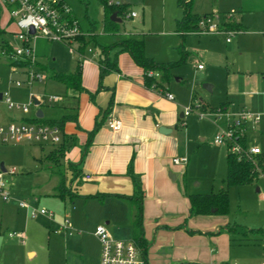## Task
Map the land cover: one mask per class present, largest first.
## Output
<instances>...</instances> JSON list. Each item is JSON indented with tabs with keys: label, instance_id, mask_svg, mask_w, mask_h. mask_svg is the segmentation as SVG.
<instances>
[{
	"label": "crops",
	"instance_id": "0c3cea01",
	"mask_svg": "<svg viewBox=\"0 0 264 264\" xmlns=\"http://www.w3.org/2000/svg\"><path fill=\"white\" fill-rule=\"evenodd\" d=\"M62 1L68 4L66 0ZM111 1L115 4L129 5L128 2ZM220 1L210 0L208 9L202 13L193 11V3L192 12L199 16L215 13ZM238 3H240L239 11H243L236 12L233 18L242 27V30L238 32L247 33V27L243 25L244 12L264 13V0H236L232 4ZM101 15L104 27L103 4ZM127 16V19L140 17L139 14H136V17ZM181 18L175 19V28L177 20ZM127 19H123L124 23H127ZM95 24L90 21V27L85 32L95 33L96 46L110 45L121 38L135 37L144 41L147 56L158 63L175 62L179 60L182 52H186L185 57L189 53L185 49L184 40L190 34H182L177 28L173 34L171 32L168 34L175 35L176 33L181 38L180 57L166 61L158 60L154 54L149 53V46L146 45L145 40L146 33L141 29L133 26L137 31L132 32L124 28L118 34L110 35L104 32L102 35L108 38L114 37L113 42L104 44L97 42L99 34L95 29ZM15 30V26L10 24L8 13L0 3V33L7 32L14 35ZM258 34L253 32L248 33V36ZM3 43L10 42L3 40L0 43V50ZM233 43V40L227 42V44ZM115 52L116 50H113L111 56ZM99 54L100 48L94 49V54L86 52L85 58L82 59L74 55L76 66L69 73L76 70L78 61L82 62L81 90L68 88L60 82L65 96L57 95L60 100L56 102H49L48 96L50 95L46 96L45 100L44 96L39 95L40 92L33 91V88L40 83L32 88L26 86L18 88L17 90H21L24 96L29 95L28 90L35 96L33 108L38 107V109L34 114H31L30 110L25 113L17 109H8L4 102L0 103L1 121L5 124L11 121L27 122V120L37 119V114L41 111L42 119L54 120L57 125L62 126L65 136L63 154L57 157L54 155V150L59 147L58 144L53 145V149L45 155L53 165L60 166V182L51 193L39 194L41 198L37 203L39 205L36 206L48 205L55 208L56 205L57 207L62 205L63 216L71 220L72 228L69 231L61 230L62 219L60 217L55 228H58L66 237L67 249L68 244H72L80 251V256L84 260L89 258L95 264H99L101 249L94 233L95 228L104 225L115 238L133 240L135 216L141 201L142 232L147 248L143 255L147 264H229L231 259L238 255L243 257H240L241 260L245 259L244 253L240 252L242 249H238L243 245L260 246L262 251H259V247L258 253L253 255L258 259H264L263 234L252 233V229L242 228L230 222L229 214L227 216L190 215L188 196L198 194L191 190L187 180L194 165L200 162L199 157L202 156L203 162L209 168L225 174L228 153L223 146L217 145L216 148H211L212 152L207 154L193 151L194 137L206 141L208 137H213L214 130L207 136L203 128L206 121L190 118L191 115H183L185 109L189 107L188 104L192 105L195 100L197 101L196 94L193 93L189 101L188 89L169 82L165 91L174 96V100H170L164 96L162 91L147 87L143 68L126 52H120L116 57L118 71H110L101 79L99 77L100 66L97 62ZM36 57L39 69L44 72L46 67L41 63L37 50ZM207 58L208 55L205 59ZM5 62L11 68L7 59ZM175 69H172L171 73ZM16 76L20 77V75H13V77ZM181 80L178 79V81ZM204 90L212 91V86L204 85ZM235 95H240V89ZM228 98L231 99L230 96ZM52 104L60 106L56 114H52L51 109L44 110V106ZM243 104L242 101L237 102L236 105L239 108L235 111L246 109V104ZM223 105L228 112L236 106L232 100L231 102L225 100L215 106L199 101L196 107L208 112ZM17 112L20 116L16 114ZM110 118L120 119L123 123L122 128L112 131L107 124ZM97 126L99 128L92 134ZM162 128H165L166 132L161 133ZM246 135L247 146L252 147L248 142L249 135ZM24 144L40 145L42 149L48 145ZM14 145L21 146L22 144ZM256 146L259 145L255 143L253 147ZM262 151L264 152L263 149ZM192 152L194 155L191 157ZM181 156L188 158L187 163L175 165L173 160ZM86 176L90 178L86 179ZM261 177L264 179V175H260L254 183L248 185L258 184L257 181ZM225 178L221 179L222 185L219 190L225 188ZM61 187L65 191L62 192ZM262 187L264 185L258 187L257 192L261 193ZM10 191L13 197L21 196V191L17 189L12 188ZM140 196V201L135 199ZM262 200H264V194ZM4 204L8 206L11 202ZM17 210L13 208L12 211L8 207H3L0 212V228L7 216L11 222L9 226L14 228L13 231L25 236L24 243L17 236L10 237L9 234H4L5 238L1 239L2 243H6L5 247L15 243L25 247L31 237L30 233L37 234L41 224L53 229L50 222L53 223L54 219L44 216L38 223L30 218L32 216L28 209H22L19 206ZM232 224L235 225L236 230H226ZM29 253H34V251H29ZM245 256H248L246 259L253 260L249 254Z\"/></svg>",
	"mask_w": 264,
	"mask_h": 264
},
{
	"label": "rangeland",
	"instance_id": "374dc122",
	"mask_svg": "<svg viewBox=\"0 0 264 264\" xmlns=\"http://www.w3.org/2000/svg\"><path fill=\"white\" fill-rule=\"evenodd\" d=\"M80 27L87 31L90 27V21L96 23V31L99 34L97 37L98 43H111L114 37L108 38L103 30V16L101 15V0H66ZM129 3L127 14L131 12L139 14V18H126V22L137 29L145 32L146 45L149 46V53L154 54L158 60H175L180 57L181 38L175 33L172 35L175 28V19L183 16L182 9L179 6L180 0H119ZM236 0H221L216 6V12H240V3L233 5ZM210 0H196L193 6V11L202 13L208 9ZM234 17V16H233ZM227 21L235 22L234 18ZM243 25L247 27L246 32H238L233 36L222 35H199L190 33L185 40V49L189 52L185 57L184 63L176 67L171 73L170 82L173 85L178 84L185 89H188L190 101L193 93L196 94L198 104L203 101L209 105H218L220 102L228 100L234 102L242 101L246 104V109L253 114L261 115V122L253 131L248 129L249 144L253 147L257 143L264 150V13L244 12ZM171 32L170 34H168ZM259 33L258 35L248 36V33ZM230 37L233 44H227L226 39ZM3 40L9 41L13 45H18L17 40L11 33H0V43ZM240 42V43H239ZM37 50V55L42 64L45 65V73L47 80L36 85L33 91L45 97L48 95L65 96L64 88L61 83L51 77L53 73H69L76 66L75 57L70 52L69 47L54 41H48L43 38L35 40L33 43ZM93 49H99V46L91 44ZM208 55V58L205 57ZM6 57L3 56L0 50V92L9 91L10 96L17 103H27L29 95H22V91L14 85L9 84L11 78V68L5 64ZM202 66L199 70L198 66ZM154 76L159 78L157 72H152ZM19 76H16L17 78ZM178 79H182L178 81ZM211 85L212 91L204 90V85ZM240 89V95H235ZM230 90V92H229ZM29 94V90L27 92ZM229 94V95H228ZM15 96V97H14ZM230 96L231 99L228 98ZM243 104V105H244ZM190 107V103L188 104ZM60 106L52 104L44 106V110L51 109L52 114H56ZM235 109L229 111L231 115L238 112ZM37 108L30 107L31 114L36 113ZM48 111V110H47ZM201 109L195 107L190 118L206 121L203 128L209 136L213 130V137L206 141H201L198 137H194V150L201 151L203 154L212 152L211 148H216L214 140L220 128L227 127V117L221 116L214 118L209 113L204 118L199 117ZM20 116V113H16ZM51 114V115H52ZM211 126H209V125ZM214 126V128H213ZM195 136V133H194ZM54 146L46 145L44 149L40 145H25L21 146L1 143L0 142V167L4 163L5 168H15V175L6 174L10 189L21 191V196H14L11 204L5 206V202L0 199V212L3 207H8L13 211V208L18 211V203L25 201L32 207L37 209H45L55 215L52 221L53 229L40 225V231L37 234L30 233L31 237L25 247L15 243L14 245L6 246L2 243L1 238H5L4 234L14 233L13 227L9 226L11 222L4 219V224L0 228V264H95L92 260L83 259L80 256V251L72 244H68L67 239L61 234L58 228H55L56 223H59V217L63 214L62 205L49 207L48 205L36 206L41 195L46 192L51 193L60 182L59 165H53L45 157ZM223 148V147H222ZM227 149L226 147L223 148ZM44 150V151H43ZM44 152V153H42ZM193 153V152H192ZM194 155L191 154V157ZM188 176V184L192 191L198 194H209L211 191H219L222 183L221 179L226 176L216 172L213 168H209L204 162L202 156ZM204 163V164H203ZM223 175V176H221ZM256 185H245L241 187H230L228 197L230 198L229 220L237 224L239 227L248 229L264 228V187L262 192H257L258 187L264 185V179L261 177ZM42 200V199H41ZM45 215H37L30 217L35 222L40 223ZM233 225V224H232ZM98 227V226H97ZM96 227V228H97ZM95 228V230H96ZM94 230V231H95ZM240 231L242 229L240 228ZM241 238V237H239ZM5 244V245H4ZM5 247V248H4ZM260 247V246H259ZM258 246L243 245L240 250L244 253V258L241 256L233 257L229 264H261L264 259L256 258ZM34 251V253H29ZM262 251V248H259ZM240 254V253H239ZM249 254L253 260L246 259ZM255 254V255H253ZM241 257V258H240ZM84 260V262H83Z\"/></svg>",
	"mask_w": 264,
	"mask_h": 264
},
{
	"label": "built area",
	"instance_id": "2783aa9c",
	"mask_svg": "<svg viewBox=\"0 0 264 264\" xmlns=\"http://www.w3.org/2000/svg\"><path fill=\"white\" fill-rule=\"evenodd\" d=\"M1 6L8 13L10 24L14 25L16 30L13 32L18 45L11 43H3L1 53L11 64V78L9 82L15 87L20 88L26 86L34 87L38 83H43L47 80V74L39 69L37 64L36 48L33 45L35 40L39 38L48 41L61 43L69 47L73 55L79 59L85 58V54L79 51V39L83 36L91 38L95 33L85 32L81 29L76 16L70 6L62 0H0ZM114 2H109L112 4ZM234 12L228 13H212L204 18L198 24V29L190 33L199 35H222L233 36L236 31L227 29L224 22L234 16ZM136 17L134 12L128 14L127 17ZM189 33V34H190ZM232 39L228 37L226 42ZM88 54H94L92 46L87 48ZM202 69V66H198ZM152 74V73H150ZM20 75V77H13ZM170 100H174V96L169 93H163ZM30 98L27 103H17L10 96L9 91L0 92V103L4 102L8 109H17L25 113L29 112L30 107L35 106V96L29 93ZM49 102L60 100L57 95L48 96ZM195 104L192 103L183 113L184 116H189L193 113ZM199 108V107H198ZM211 113L214 118L221 116L227 117V127L220 128L214 140L215 145L226 147L228 152L237 156L239 160L246 158L253 160L256 154L263 153L259 146L243 147L238 139L247 134L248 129L255 130L261 122L260 114H253L250 110L242 109L237 114L231 115L228 111L222 112H205L203 110L198 114L200 118H204ZM2 113L0 112V142L9 144H48L58 145L62 143L63 131L60 125L53 123L52 125L34 122H14L3 123L1 121ZM108 127L112 130H119L123 123L118 118H110L107 121ZM247 136V135H246ZM188 158L181 156L175 158L173 163L186 164ZM6 174L15 175L16 169L10 168L3 170L0 167V199L3 202L9 203L14 199ZM89 179V176L85 177ZM20 208L28 209L32 217L37 215H45L51 219L55 218L53 213L45 209L39 211L26 203L24 200L18 203ZM60 229L69 231L72 228L71 220L67 216L61 217ZM96 238L99 241L101 255L99 264H147L143 255V250L140 248L136 240L117 239L108 232L104 225L98 226L94 231ZM10 237L17 236L24 243L25 236L21 233H10ZM264 264V263H261Z\"/></svg>",
	"mask_w": 264,
	"mask_h": 264
},
{
	"label": "trees",
	"instance_id": "16d2710c",
	"mask_svg": "<svg viewBox=\"0 0 264 264\" xmlns=\"http://www.w3.org/2000/svg\"><path fill=\"white\" fill-rule=\"evenodd\" d=\"M195 0H180L179 6L183 10V17L181 19H178L176 22V28L178 31L182 34H189L191 31L197 30L198 24L201 21L202 18L205 16L212 14L207 13L205 16H199L192 12V6ZM216 1V0H213ZM103 7H104V27L103 30H105V33L107 34H118L121 29H124V26L122 24L117 23L111 19L112 13H116L118 16L122 17L123 19H126L127 16V10L129 5L125 4H109L110 0H101ZM224 26L227 27V29L234 30V31H241L242 27L240 26V23L238 21L230 22L225 21ZM79 51L82 54H85L87 51V48L92 43L95 44V35H93L91 38L81 37L79 39ZM100 48V54L97 58V62L100 66V74L99 77L101 79L105 74H107L110 71H118L117 67V61L116 57L120 52H126L129 53L132 57V59L144 70L145 73V84L149 88H153L159 92L165 93L166 86L170 82L171 79V70L176 68V66L181 65L185 61V55L186 52L181 53V57L179 60L175 62H169V63H158L153 58L147 56L145 51V45L144 41L142 39H138L135 37H128V38H121L113 44L110 45H97ZM113 50H116V52L111 56V53ZM78 65L76 67V70L71 73L62 74V73H53L51 74V77L54 79H57L59 82L63 83L66 87L72 88L75 90H81V65L82 62L78 61ZM152 72H157L159 78L154 76L153 74H150ZM203 111L207 112L205 109H202ZM211 112H226L224 105L220 108H214L210 110ZM27 122H34V123H44L52 125L53 123H56V121L52 120H44L42 118L34 119V120H27ZM62 128V126H61ZM99 128V126L96 127V129L92 132H94ZM90 134V136L92 135ZM64 137L62 138V143L59 144V147L54 150V155L57 157L59 155H62L65 149V141ZM238 142L243 146L247 147V137L246 135L243 137H240L238 139ZM228 152V150H227ZM227 174L226 178L224 179L225 188H222L221 190L214 192L211 191L209 194H195V195H189L188 200H190V215H200V216H211V215H220V216H227L229 213V206H230V198L228 197V189L230 187H241V185H248L254 183L255 180L260 175H264V152L261 154H256V156L253 157V160H249L246 158H241L239 160L236 155L228 152L227 153ZM135 178V177H134ZM135 180V179H134ZM135 185H137L135 180ZM63 188V187H61ZM139 188V187H138ZM62 192L65 191L64 188L61 189ZM62 196V195H61ZM136 200L140 201L141 196L138 198H135ZM136 219L134 222V238L133 240H136V242L139 244L140 248H142L143 253L145 254L147 248L146 244L144 242L143 238V232H142V204L141 201L139 203V208L136 213ZM226 230L229 231H235V225L229 226L226 228ZM252 233H261L264 235V229L258 228V229H252ZM246 240V239H245Z\"/></svg>",
	"mask_w": 264,
	"mask_h": 264
},
{
	"label": "water",
	"instance_id": "95a60500",
	"mask_svg": "<svg viewBox=\"0 0 264 264\" xmlns=\"http://www.w3.org/2000/svg\"><path fill=\"white\" fill-rule=\"evenodd\" d=\"M111 19L113 20V21H115V22H117V23H120V24H124V28L126 29V30H129V31H137V30H135V28L132 26V25H130L129 23H124V21H123V19L121 18V17H119L116 13H112V17H111ZM206 88V87H205ZM36 104H38V102H36ZM37 116L38 117H43V113H41V111H39L38 112V114H37ZM160 132L162 133V132H166V129L165 128H162L161 130H160ZM1 168L5 171L6 170V168H5V165H4V163H1Z\"/></svg>",
	"mask_w": 264,
	"mask_h": 264
}]
</instances>
